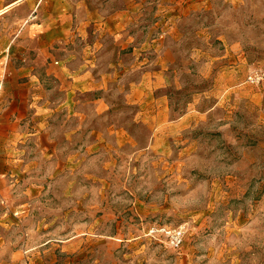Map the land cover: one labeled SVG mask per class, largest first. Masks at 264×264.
<instances>
[{"label": "rangeland", "instance_id": "1", "mask_svg": "<svg viewBox=\"0 0 264 264\" xmlns=\"http://www.w3.org/2000/svg\"><path fill=\"white\" fill-rule=\"evenodd\" d=\"M16 1L0 0V11ZM63 1H42L29 22L57 16ZM9 9L0 51L30 14ZM191 16L165 41L154 84L119 75L108 108L55 120L68 137L62 165L34 202H0V236L28 241L24 264H264V87L244 83L264 69V0H211ZM137 54L143 70L158 56Z\"/></svg>", "mask_w": 264, "mask_h": 264}, {"label": "crops", "instance_id": "2", "mask_svg": "<svg viewBox=\"0 0 264 264\" xmlns=\"http://www.w3.org/2000/svg\"><path fill=\"white\" fill-rule=\"evenodd\" d=\"M210 1L64 0L57 16L33 22L27 17L41 2L17 0L1 10L30 14L15 20L17 32L0 51V155L8 159L0 162V202H34L44 177L62 165L55 158L63 155L59 140L68 137L57 135L55 120L82 117L83 107L108 108L107 94L119 75H140L138 86L154 84L164 68L165 41ZM164 32L166 38L152 40ZM146 49L158 56L143 70L137 53ZM128 83L131 91L136 88ZM20 149L26 162L15 165L12 157ZM22 186L28 190L20 199L13 189ZM9 230L2 229L0 251L8 252L10 264H24L28 241L20 243L18 233Z\"/></svg>", "mask_w": 264, "mask_h": 264}, {"label": "built area", "instance_id": "3", "mask_svg": "<svg viewBox=\"0 0 264 264\" xmlns=\"http://www.w3.org/2000/svg\"><path fill=\"white\" fill-rule=\"evenodd\" d=\"M246 85L252 87H261L264 85V69H256L250 71L244 80ZM182 234L180 231L173 232L170 236V244L173 247H178L181 242Z\"/></svg>", "mask_w": 264, "mask_h": 264}]
</instances>
